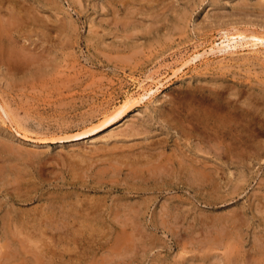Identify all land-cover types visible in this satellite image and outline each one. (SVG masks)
Returning a JSON list of instances; mask_svg holds the SVG:
<instances>
[{"label":"rangeland","instance_id":"rangeland-1","mask_svg":"<svg viewBox=\"0 0 264 264\" xmlns=\"http://www.w3.org/2000/svg\"><path fill=\"white\" fill-rule=\"evenodd\" d=\"M18 4L0 264H264V0Z\"/></svg>","mask_w":264,"mask_h":264},{"label":"bare ground","instance_id":"bare-ground-1","mask_svg":"<svg viewBox=\"0 0 264 264\" xmlns=\"http://www.w3.org/2000/svg\"><path fill=\"white\" fill-rule=\"evenodd\" d=\"M3 1V0H2ZM6 2L9 1L13 3V5H11V7L9 6V13H12V16H10V18L8 17V19L3 20L0 17V43L3 40V38L5 37L7 38H11L9 35V33L11 32V30H13L12 28H14V24L18 21L21 20H30L31 22H34L35 18H31V17H27V12L25 11V9H21V11H15V7L17 5H19L18 3H21L23 5V3L27 0H5ZM1 2V1H0ZM15 5V6H14ZM1 6V5H0ZM7 6V5H6ZM24 6V5H23ZM18 7V6H17ZM25 7V6H24ZM19 10V9H18ZM3 11V10H2ZM0 9V13L2 12ZM8 11V10H7ZM22 12V13H21ZM1 16V15H0ZM30 16V15H29ZM38 21V20H37ZM17 28V27H16ZM258 35V34H257ZM260 36V35H259ZM259 36H246L243 32H237L234 33L230 36L225 35L223 36V40L221 42H219L218 44H216L213 48L210 49L209 54L215 55V54H222L223 53H230V51L236 49L237 47L239 48H243V47H256L257 46H264V38H261ZM12 39V38H11ZM10 39V41H11ZM7 44L4 45H0V63L4 62V63H8L10 60H13L14 58H18V57H23V51L22 50H18L15 47V43L13 41L6 42ZM9 43V44H8ZM2 44V43H1ZM237 50V49H236ZM235 50V51H236ZM209 51V50H208ZM25 53V52H24ZM204 54V53H203ZM206 55V54H205ZM211 56V55H210ZM26 58V57H25ZM195 59V58H194ZM21 63V62H20ZM11 64V63H10ZM151 91V90H150ZM149 95V94H148ZM127 102V103H126ZM125 104H123L122 106H120V108L118 109V111L114 112L111 117H109L108 120L103 121V125L106 126V124L111 123L116 117H120L122 115H124V113L127 111L128 107V101H126ZM3 111V109H2ZM5 111V110H4ZM1 112V111H0ZM5 113V112H4ZM2 114V113H1ZM114 115V116H113ZM6 119H8V116H4ZM3 117V119H4ZM107 117V118H108ZM106 118V119H107ZM105 120V119H104ZM7 121V120H6ZM104 127V126H103ZM100 128V127H99ZM96 129V130H95ZM94 131H97L98 129L95 128ZM93 131V132H94ZM92 132V131H91ZM7 148V147H6ZM100 149V148H99ZM18 152V151H17ZM108 155V153H107ZM110 156V155H109ZM126 157V156H125ZM144 159V158H143ZM142 161V160H141ZM131 162V161H130ZM176 162V161H175ZM201 162V161H200ZM132 163V162H131ZM134 165V164H133ZM113 167V166H112ZM3 171V170H2ZM117 171V170H116ZM133 171V170H132ZM83 172V171H82ZM131 172V171H130ZM138 172V171H136ZM142 172V171H141ZM140 172V173H141ZM175 172V171H174ZM115 173V172H114ZM134 174V173H133ZM149 174V173H148ZM143 175V174H142ZM77 176V175H76ZM129 176H131L129 174ZM135 176V174H134ZM151 176V175H150ZM135 179V178H134ZM116 219V218H115ZM128 225V224H127ZM14 226V225H13ZM16 232V231H15ZM18 236V234H17ZM28 238V236H27ZM24 241V240H23ZM29 241V240H28ZM35 244V243H34ZM29 246V245H28ZM29 249V248H28ZM37 249V248H36ZM33 254V253H32ZM33 257V256H32ZM40 257V256H39ZM231 262V261H230Z\"/></svg>","mask_w":264,"mask_h":264}]
</instances>
